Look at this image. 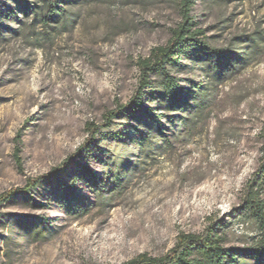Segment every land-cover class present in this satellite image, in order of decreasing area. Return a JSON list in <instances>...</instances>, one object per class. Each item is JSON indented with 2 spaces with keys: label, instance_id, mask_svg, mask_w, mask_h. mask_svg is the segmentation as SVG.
I'll return each instance as SVG.
<instances>
[{
  "label": "rangeland",
  "instance_id": "374dc122",
  "mask_svg": "<svg viewBox=\"0 0 264 264\" xmlns=\"http://www.w3.org/2000/svg\"><path fill=\"white\" fill-rule=\"evenodd\" d=\"M55 4L64 16L45 21L0 0V195L75 153L87 123L100 131L79 159L87 173L72 165L0 204V264L160 257L181 232L199 234L212 222L224 246H250L256 231L236 209L264 146V0H196L191 14L202 39L243 60L219 76L201 68L206 60L183 56L168 71L187 94V109L166 108L154 76L145 109L109 126L105 115L139 90V61L167 44L181 21L180 0ZM60 179H71L69 194L59 190Z\"/></svg>",
  "mask_w": 264,
  "mask_h": 264
},
{
  "label": "trees",
  "instance_id": "16d2710c",
  "mask_svg": "<svg viewBox=\"0 0 264 264\" xmlns=\"http://www.w3.org/2000/svg\"><path fill=\"white\" fill-rule=\"evenodd\" d=\"M20 8L27 13L42 14L43 20H53L55 17H63L64 11L55 4V0H41L42 5H31L26 0H15ZM65 2V0H61ZM231 1V0H230ZM196 0H180L181 21L173 28L171 38L165 45H159L152 49L151 54L139 61L141 69L140 85L137 94L125 105H120L105 115V126H109L117 116H134L135 113L145 109L143 95L145 89L149 87L152 77L162 79L160 96L166 108L171 110L187 109L190 103L187 94L175 78L170 75L168 68L178 59L186 56L195 60L197 64L206 60V65L202 69L214 71L219 76L227 71L235 69L236 64L243 60V57L234 53L228 48H217L204 41L202 29L196 28V22L191 14L192 6ZM13 11L12 7H10ZM43 12V13H40ZM0 7V16L3 15ZM257 42V41H256ZM177 58V61H176ZM207 70V71H208ZM194 84V83H193ZM201 91L198 89L197 93ZM157 126L161 128L163 124L160 119L153 115ZM171 121H174L171 119ZM88 137L86 141L60 165L54 167L49 173L29 179L22 188L11 189L0 195V204L18 195L28 194L42 182L52 181L61 178L72 165H77L84 173L89 168L79 162L84 159L89 152L91 145L97 140L100 127L93 122L87 123ZM146 138L140 141L144 146ZM18 145L15 149V157L22 168L21 137L17 138ZM121 156L116 155L115 161H119ZM58 188L64 195L72 189L71 179L58 180ZM240 214L248 219L252 224L256 234L252 236L250 246L236 250L226 247L223 239L216 232V222H212L202 233L181 232L177 242L171 251L160 257L149 254H140L138 257L122 264H241L242 261H254L255 264H264V146L261 161L257 170L251 175L246 183L245 195L242 204L236 209Z\"/></svg>",
  "mask_w": 264,
  "mask_h": 264
}]
</instances>
